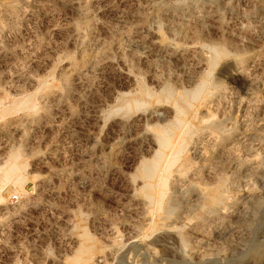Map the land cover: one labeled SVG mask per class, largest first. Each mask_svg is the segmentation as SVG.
<instances>
[{
	"label": "rangeland",
	"instance_id": "rangeland-1",
	"mask_svg": "<svg viewBox=\"0 0 264 264\" xmlns=\"http://www.w3.org/2000/svg\"><path fill=\"white\" fill-rule=\"evenodd\" d=\"M263 133L264 0H0V264H264Z\"/></svg>",
	"mask_w": 264,
	"mask_h": 264
},
{
	"label": "bare ground",
	"instance_id": "bare-ground-1",
	"mask_svg": "<svg viewBox=\"0 0 264 264\" xmlns=\"http://www.w3.org/2000/svg\"><path fill=\"white\" fill-rule=\"evenodd\" d=\"M222 50V49H221ZM225 50L223 49L221 52H217L218 55L221 54V53H224ZM84 74V73H83ZM210 85V84H209ZM208 86V83L206 81H203L201 82L199 85H197V87L195 88V90L193 91V96L197 97L199 96L200 94L204 93L205 90L207 89ZM212 87V86H211ZM143 91V90H142ZM207 91V90H206ZM186 92V91H185ZM206 93V92H205ZM153 94V93H152ZM185 94V93H184ZM188 94V93H187ZM186 95V94H185ZM189 95V94H188ZM187 96V95H186ZM185 97V96H184ZM185 102V101H184ZM189 102V101H188ZM161 105V104H160ZM177 105V104H176ZM186 105V104H185ZM182 106V105H181ZM32 107V106H31ZM211 107V106H210ZM174 108V107H173ZM184 108V107H183ZM183 108H180L179 106L175 107V114L177 115L176 117V121L174 122H171L169 124H166L165 126H154V130L155 132H153L155 135H151L150 138L152 141H158L159 143V149L158 151L156 152V156L151 160L149 161L148 165L143 167L142 171L144 173V175H151L155 172L156 168L158 167V164L160 163L164 152L166 150H170L171 151V155L175 156L178 152H180L183 148H184V144H185V139L184 137H182V134L181 136L180 133H179V137L175 140L174 139V136H175V131L178 129L179 126H183L184 128H186L183 123H182V120H181V116L183 115ZM173 112V111H172ZM119 125V124H118ZM259 127V126H258ZM148 128V127H147ZM152 128V127H151ZM183 128V129H184ZM263 128V127H262ZM152 132V131H151ZM150 133V131H149ZM182 133V132H181ZM263 136H264V133H263ZM238 138V137H237ZM261 138V137H260ZM263 140V139H262ZM236 141V140H235ZM264 141V140H263ZM156 143V142H155ZM199 148V146H198ZM182 152V151H181ZM13 155V159H17L18 158V154H12ZM179 155V154H178ZM202 155V154H201ZM175 158V157H174ZM12 159V160H13ZM17 162V161H16ZM11 164V163H10ZM20 164V163H19ZM19 165L16 164V163H13L10 167V169H8L6 171V176H11L15 173L16 170L19 169ZM202 171L203 169H205L207 172H208V175H210V170H209V167L207 168L206 165H202ZM23 168V167H22ZM199 169V168H198ZM197 171V170H196ZM199 171V170H198ZM197 171V172H198ZM197 172H189L186 177L184 179H178L179 181L181 182H185L187 183L188 182V188L192 190V188H194V177L198 174ZM21 173V172H20ZM197 173V174H196ZM213 173V171H212ZM18 174V173H17ZM214 174V173H213ZM159 177V176H158ZM148 178V177H147ZM202 178V177H201ZM208 178V177H207ZM12 179V178H11ZM142 179V178H141ZM153 179V178H152ZM160 179V178H159ZM168 179V178H167ZM193 179V180H192ZM16 180V179H15ZM148 180V179H147ZM156 180V179H155ZM166 180V179H165ZM175 180V178H174ZM19 182H23L22 178H19L18 180ZM163 181V180H162ZM212 181V180H211ZM18 182V183H19ZM160 182V181H159ZM174 183V182H173ZM179 183V182H178ZM144 184V187H145V192L146 194L155 199L157 201V203H159V205L165 207L164 209L166 210L165 212H167L169 215H174V213L176 212V210L171 206L169 205V207L167 208L166 204L164 203V197H165V185H162V184H151L149 182H143ZM171 184V183H169ZM187 186V185H186ZM174 187V186H173ZM207 188V187H206ZM220 188V187H219ZM221 189V188H220ZM214 190V189H213ZM184 192V191H183ZM218 192V191H217ZM220 192V191H219ZM219 193H216V195H218ZM214 196V195H213ZM212 197V196H210ZM148 198V197H146ZM212 200V199H211ZM216 200V198L214 199V201ZM168 201V199H167ZM166 201V202H167ZM146 203V202H145ZM151 203V202H150ZM207 203V202H206ZM171 204V203H170ZM174 204V203H172ZM183 207V206H182ZM191 207V206H190ZM22 208V207H21ZM4 208H1L0 209V213L3 211ZM164 213V212H163ZM164 217L162 216V218L160 219V223L161 224H164L162 222V219ZM168 217H166L167 219ZM246 218V217H245ZM244 224V222H243ZM242 224V225H243ZM169 225V224H168ZM167 226V225H166ZM171 227V226H170ZM245 228H248L249 227V222H245ZM240 232V231H239ZM239 235V234H238ZM241 236V237H240ZM237 241L233 242V241H230L229 243V246L231 247H235L239 244H241V242H243V236L241 235V232H240V235H239V239H236ZM228 242V241H227ZM202 246V245H201ZM204 248V247H203ZM223 249V248H222ZM196 255V254H195ZM199 255V254H198Z\"/></svg>",
	"mask_w": 264,
	"mask_h": 264
},
{
	"label": "built area",
	"instance_id": "built-area-1",
	"mask_svg": "<svg viewBox=\"0 0 264 264\" xmlns=\"http://www.w3.org/2000/svg\"><path fill=\"white\" fill-rule=\"evenodd\" d=\"M19 198V196L18 195H14V199H18Z\"/></svg>",
	"mask_w": 264,
	"mask_h": 264
}]
</instances>
